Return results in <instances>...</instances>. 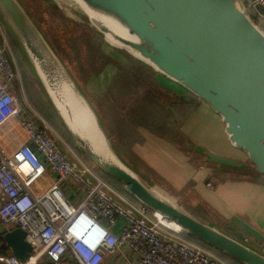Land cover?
<instances>
[{
	"label": "water",
	"instance_id": "95a60500",
	"mask_svg": "<svg viewBox=\"0 0 264 264\" xmlns=\"http://www.w3.org/2000/svg\"><path fill=\"white\" fill-rule=\"evenodd\" d=\"M80 1L91 9L113 12L129 22L144 39L147 48L127 40H124L126 46H120L106 27L89 17L117 45L128 51V46L139 50L151 62L130 52L207 103L222 117L231 143L243 150L251 164L264 175V21L257 23L243 0ZM0 14L33 63L69 132L99 168L121 181L141 203L178 223L186 233L225 251L244 264H264V248L255 250L189 213L176 202L159 197L152 189L155 185L147 183L118 157L89 100L20 2L0 0ZM30 39L44 46L46 52L60 64L62 77L66 80V74L75 91L86 100L113 159L99 158L67 124L38 71L29 46ZM61 86L66 104L72 110L67 98L74 93L63 79ZM169 112L174 116L171 107ZM70 115L80 126L73 110ZM206 154L215 162L239 165L236 160L210 151ZM0 234L4 235L13 255L23 260L30 257L31 245L26 244V231L22 227L7 230L0 225ZM0 264L8 263L0 257Z\"/></svg>",
	"mask_w": 264,
	"mask_h": 264
},
{
	"label": "built area",
	"instance_id": "2783aa9c",
	"mask_svg": "<svg viewBox=\"0 0 264 264\" xmlns=\"http://www.w3.org/2000/svg\"><path fill=\"white\" fill-rule=\"evenodd\" d=\"M264 21V0H243ZM2 20V19H1ZM0 21V225L20 226L30 237L27 259L0 254L8 264H102L125 246L137 264H226L209 248L188 240L141 202H130L93 168L74 161L57 136L39 123L15 94L16 74ZM50 171L55 177L50 176ZM80 187L78 203L63 182ZM123 221L120 234L112 230ZM13 227V228H14Z\"/></svg>",
	"mask_w": 264,
	"mask_h": 264
},
{
	"label": "crops",
	"instance_id": "0c3cea01",
	"mask_svg": "<svg viewBox=\"0 0 264 264\" xmlns=\"http://www.w3.org/2000/svg\"><path fill=\"white\" fill-rule=\"evenodd\" d=\"M109 65L112 64L106 65L99 78ZM115 68L109 75L111 79L118 70ZM158 79L167 87L173 84L167 78L158 76ZM169 88L175 89L173 85ZM195 101L197 106L180 125V144L168 142L142 128L139 131L144 141L136 143L133 150L173 189L180 191L187 187L186 196L190 195L191 201L190 206L186 205L194 216L215 227L222 226L221 221H228L226 224L234 226L235 233L260 251L264 248V182L254 180L253 165L247 154L229 140L222 117L199 98ZM172 117L176 119L175 112ZM206 151L236 160L239 165L215 162ZM199 155L203 161L195 159ZM50 176L54 178L55 174L50 171ZM62 185L67 198L78 203L83 190L69 181ZM122 224L119 220L111 226L112 230L120 234ZM65 259V264H72L69 257ZM102 264H137V257L133 250L121 246L116 253H107Z\"/></svg>",
	"mask_w": 264,
	"mask_h": 264
},
{
	"label": "trees",
	"instance_id": "16d2710c",
	"mask_svg": "<svg viewBox=\"0 0 264 264\" xmlns=\"http://www.w3.org/2000/svg\"><path fill=\"white\" fill-rule=\"evenodd\" d=\"M26 13L29 15V17L32 19L34 24L37 26V28L40 30V32L43 34L45 39L49 42L50 46L53 48L55 53L58 55L60 60L63 62L69 73L71 74L72 78L82 91V93L86 96V98H90L91 100V106L95 110L97 116L99 114L102 123L103 128L111 140H115V144L119 151H114L118 155V157L132 170H134L141 178L146 180L150 185L158 184L161 188H163L165 191L170 193L171 195H174L175 197L178 196L179 192H184L187 187L182 188L180 191H177L173 189L170 185L166 184V181L163 180L161 176L156 174L147 164L144 163V160L140 158L133 150V146L136 143H142L144 141V137L142 136L139 129H146L152 134L157 135L158 137L165 139L168 142H172L175 144H180V139L182 138L181 131H180V125L182 122L192 113V111L197 106V100L198 98L194 96V94L190 93L188 90H186L181 85L177 84L176 82L169 80L171 84L174 86L175 89L169 88L165 86V83H161L158 79L159 73L153 68V66L131 56L128 55L129 62L128 64H134L129 66L128 64H122L120 63L116 58H114L111 54L104 51L102 42L98 38H94L93 36L87 34L84 30V28L79 24V22L75 21L74 19L70 18L68 15H66L62 11H58L57 8L54 7V5L50 2V0H33L34 2H38L36 5L37 10H31V6L29 5L26 0H18ZM245 5L246 2H244ZM250 15L251 17L257 21V17L255 15V12L251 9ZM0 17L6 24L8 31L14 35L15 34L11 30V28L8 26V24L3 19V16L0 14ZM55 21L57 23L56 32L57 34H60L64 36V45L66 48L62 49L60 46L59 40L53 39V37L50 35L49 30L46 25V21ZM17 39V38H16ZM18 41V39H17ZM19 50L22 54L27 66L29 67L31 73L34 75L35 81L38 83L42 91L44 92L46 99L48 100L49 104L52 107V110L54 112L53 114H49L51 116L50 120H52L54 117L57 118V122L54 123L58 128L64 129L66 133L68 134V137H71V133L69 132L68 128L66 127L64 121L62 120L60 114L56 110L48 92L46 91L41 79L39 78L37 72L35 71V68L33 66V63L31 62L30 58L28 57L27 53L23 49L22 45L18 41ZM83 59L88 61V64L86 67L84 64H82ZM73 63H76V66L73 65ZM107 64H114L118 72L115 75L114 79L110 83L106 93L104 95L107 96V98L112 99L114 101V108L119 107L122 109V111H119L121 114L118 116V114L113 113V116L111 115L109 120L106 121V125H104V121L99 113V110H97L96 106L92 102V99L90 97V94L86 92L84 89V81L81 80V77H79L80 72L85 73L86 78H89L90 76H97L99 75ZM136 66V67H134ZM80 71V72H79ZM157 75V77H156ZM162 77V76H161ZM151 78V79H150ZM142 79L144 82L151 81L153 83V87L157 90V98H159L160 102L163 105V108L165 110V120L164 122H154L155 118H152L150 122H144L140 118V114L136 111L141 110L139 109V103L137 100H135L131 94L127 98V90H130L131 88H135L136 85L140 84L142 82ZM163 79V78H162ZM136 82V83H135ZM168 82V81H167ZM135 85V86H134ZM17 81L15 80L14 89L16 91ZM148 86V85H147ZM184 93V94H183ZM128 100V103L130 105L129 112L126 113L124 111V108L126 107V100ZM169 107H171L175 114L176 119L172 117V115L169 112ZM98 116V118H99ZM135 117H138L141 122H135L131 119ZM133 119V120H134ZM55 120V119H54ZM112 125L113 128L108 126V122ZM59 123V126L58 124ZM137 163H144V168H139ZM100 171V176L103 177L108 182L110 181L113 184H116L118 186H121L123 189H125L126 193L130 196L129 198H132L136 202H140L137 200L131 193H129L124 184L116 179L114 176L107 174L105 171H103L101 168H98ZM213 174V172H212ZM252 174L254 175L255 181H263L264 182V175L258 172V170L253 166ZM152 175V176H151ZM214 175V174H213ZM183 207V206H182ZM186 211L189 213L193 212L186 206L183 207ZM223 226V225H222ZM216 226L219 230L225 232L226 234L234 237L235 239L245 243L246 245L252 247L250 243H248L243 237L239 236L238 234H233L231 231H227V226H232L231 224H227L225 226ZM231 229L228 230H235V227H229ZM234 228V229H232ZM188 236L194 238L199 242V244L208 247L209 249L216 250L220 253H224L228 255L233 260L237 261L240 264H244L243 262L239 261L232 255L226 253L223 250H220L207 242L195 237L194 235L190 233H186ZM11 253L10 247L7 245L4 235L0 234V254L8 255Z\"/></svg>",
	"mask_w": 264,
	"mask_h": 264
},
{
	"label": "rangeland",
	"instance_id": "374dc122",
	"mask_svg": "<svg viewBox=\"0 0 264 264\" xmlns=\"http://www.w3.org/2000/svg\"><path fill=\"white\" fill-rule=\"evenodd\" d=\"M26 2L29 5H33V6H31V10H37L36 9V5L38 3L37 1L34 2L33 0H26ZM50 2L54 5L55 8L58 9V11L64 12L70 18L79 22V24L84 28V30L87 34L93 36L96 39L98 38V40L100 39L102 42V46L104 48L103 50L108 52L109 54H111L120 63L128 64V62H129L128 55H131V56L137 58L130 51H128L126 48L120 47L119 45H117L115 43V41H113L106 33L100 31L95 26V24L89 20L88 15L86 14V12L84 11V9L81 7L80 3L77 0H50ZM242 5L244 7H246L244 4H242ZM1 19L2 18L0 17V21L2 22ZM46 25H47L49 33L53 37V39H56V37H57L62 49L66 48L64 43H62L65 40L64 36L61 35V33L57 34V32H56L57 23L55 21L49 20L48 22L46 21ZM1 29L3 32V36L5 37V45L7 48V54L11 59L12 66H13V69H14L15 74H16L17 86H16L15 94L18 97L21 104L24 106V108H26L29 112H31L36 117V119L39 123L44 122L48 126H50L51 130L57 136V141H58L60 148L68 155V157H70V159L77 161V162L80 161L82 164H86V165L90 166L91 168H93V170L97 174L100 175V171L98 170V168H99L98 165L91 158V156L88 154V152L83 148V146L74 138V136L71 134L72 138L68 137V134L66 133V131L64 129H60L54 124L57 122L56 117H54L55 120L53 119L54 123L52 122V120H50L51 116H49V114L50 115L53 114V116H54V112L52 110V107L49 104L48 100L46 99L44 92L42 91V89L40 88L38 83L35 81L34 75L31 73V71H30L29 67L27 66L22 54L20 53V50L18 47L19 43H18L17 39L14 37V35L12 33H10L8 31V28L4 22L1 24ZM137 59H139V58H137ZM139 60H141V59H139ZM82 64H84V66L86 67V65L88 64V61L83 59ZM73 65L76 66V63H73ZM128 65L131 66L134 64L131 63ZM134 67H136V66H134ZM109 68H111V69H109ZM112 70H114V71L116 70V68L113 64L109 65L107 71L104 73V75L101 78H99V77L103 71L99 74V76L98 75L97 76H90L89 78H86L85 73H82L79 71L80 72L79 77H81V80L84 81L83 82L84 86H85L87 92L90 94L92 102L96 106L97 110H99V113H100V115L104 121V125L107 124L105 120L107 118H108L107 120H109L110 116L111 115L113 116V113L118 114V116H120L121 114L119 113V111H122V109L119 108L120 106L112 109L114 107V101L112 99L107 98V96L104 95L106 93L110 83L112 82V80L114 79L115 75L118 72V70H117V72L115 73V75L111 79V78H109V75L112 73ZM35 71H36V69H35ZM157 72L159 73L160 76H162V78H166L162 73H160L159 71H157ZM156 77H157V75H156ZM110 79H111V81H110ZM108 81H110L109 84H107ZM167 85L169 87L172 86L170 84H167ZM157 90L153 87V83L151 81H148L145 83L143 79H142V82L140 84L135 86V88H131L130 90H127V98L131 94V96L135 100H137V102H140L139 103V109L141 110V112H139V110H137L136 112L140 114V118L145 123L150 122L152 120V118H155L154 122H164V120H165V113H164L165 110L163 108L162 103L159 101L160 99L157 98V96H156ZM88 100L91 103L90 98H88ZM124 103L126 104L124 111L128 114V113H130L129 109L131 107L128 103V100H126V102L124 101ZM98 116H99V114H98ZM133 119L134 118H132L131 120L135 121V122H141V120L138 117H135L134 120ZM99 120H100L101 124L103 125L100 116H99ZM109 121H107L108 126L113 128ZM57 124L59 126V123H57ZM111 143H112L113 147L116 149V151H119V149L117 148V146L115 144V140H111ZM195 159L196 160L200 159L201 161H203L202 157L200 155L196 156ZM137 165L139 168L145 167L144 163H142V164L137 163ZM109 183L114 187V189L120 195L124 196L128 201L136 202L132 198H129L130 196L126 193L125 189H123L121 186L113 184L110 181H109ZM71 184H74V183H71ZM155 185L157 187H159L160 189H162L179 206H183V207H186L187 205L190 206L189 202L191 201L190 200L191 196L190 195H189V197L186 196V193H187L186 191L179 192L178 196L175 197L174 195H171L170 193L165 191L163 188L158 186V184H155ZM74 186L78 187L76 184H74ZM78 195L81 196V193L79 192ZM189 209L191 210V208H189ZM226 223H229V222L228 221H221V224L223 226L227 225ZM10 227H14V226L10 225L9 228ZM229 227H232V226H229ZM229 227L227 226V228H226L227 231H231V232H233V234H237L234 232L235 230H228V229H231ZM232 229H234V228H232ZM184 236L188 240L199 244V242L197 240L188 236L186 233H184ZM248 243H250V242H248ZM250 244H252V243H250ZM210 250L220 260H222L226 264H240L224 253H220V252H218L216 250H212V249H210Z\"/></svg>",
	"mask_w": 264,
	"mask_h": 264
},
{
	"label": "bare ground",
	"instance_id": "6f19581e",
	"mask_svg": "<svg viewBox=\"0 0 264 264\" xmlns=\"http://www.w3.org/2000/svg\"><path fill=\"white\" fill-rule=\"evenodd\" d=\"M78 1L80 2V5L83 7L88 17L97 20V23H99L102 27H106L108 33L117 40V43L120 46H126L124 40H127L135 43L136 45H139L140 47L143 46L144 48H147V45L141 35L129 22H127L121 16L113 12L91 9L80 0ZM29 46L32 50L31 53L45 85L47 86L56 106L60 110L62 116L64 117L72 131L79 138L85 140V146L95 152L99 158H103L105 160L113 159V156L111 155L107 147L106 140L102 135V132L98 126L92 110L87 105L86 100L82 96H80L78 92L75 91L66 74V80L62 77L63 70L60 64H58L56 60L52 58V55L50 56L46 52L44 46L39 41L30 39ZM128 47L127 48L133 54L147 60L148 62H151L148 58L143 57L139 50L131 48L130 46ZM62 79L67 82L74 93L70 98L67 99L69 100V103L72 106V110L74 111V114H76V117L81 124L80 126H77L78 123L71 115L69 116V112L72 110L65 101L63 89L61 86ZM66 106L69 107L68 111ZM152 189L159 197L173 201L170 196H168L162 189H160L156 185L153 186ZM157 213L159 215H162V213L159 211H157ZM167 222L172 228L176 230H182V227L175 221L168 219ZM25 242L27 245H30V237H26Z\"/></svg>",
	"mask_w": 264,
	"mask_h": 264
}]
</instances>
